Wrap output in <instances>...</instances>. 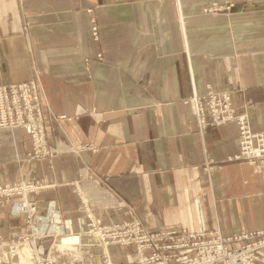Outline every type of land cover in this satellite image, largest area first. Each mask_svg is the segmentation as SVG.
I'll use <instances>...</instances> for the list:
<instances>
[{"label": "crops", "instance_id": "0c3cea01", "mask_svg": "<svg viewBox=\"0 0 264 264\" xmlns=\"http://www.w3.org/2000/svg\"><path fill=\"white\" fill-rule=\"evenodd\" d=\"M208 1L0 0V83L30 79L34 59L50 109L67 117L60 126L47 121L57 151L52 162L41 158L19 168L18 177L43 182L28 196L37 202L40 231L57 232L58 222L68 231L78 222L69 182L85 165L99 180L79 184L100 222L128 217L120 196L152 229L264 228V163L227 160L238 149L235 123L200 130L191 103L183 102L210 83L230 92L253 130H264V0L205 15L198 5ZM92 16L97 41L90 36ZM72 142L97 150L78 156ZM24 144L19 130L0 129L8 159L0 164V182L17 176L11 161ZM49 203L61 214L49 215ZM0 206L2 227L15 236L21 216L8 213L10 201Z\"/></svg>", "mask_w": 264, "mask_h": 264}, {"label": "built area", "instance_id": "2783aa9c", "mask_svg": "<svg viewBox=\"0 0 264 264\" xmlns=\"http://www.w3.org/2000/svg\"><path fill=\"white\" fill-rule=\"evenodd\" d=\"M95 31L92 27L94 35ZM42 95L40 85L31 80L0 83V129L17 125L29 135L43 133L39 140L34 139L33 149L39 148L37 156L46 155L44 125L47 120H54L52 114L47 117L42 109ZM192 97L200 130L227 121L236 124L239 148L227 160H246L251 165L264 163V130L255 131L250 127L245 112L234 108L230 92L208 88ZM32 189L24 183L13 186L0 183V202H9L13 195H25ZM8 213L24 214L25 222L23 230L9 242L0 233V264H261L260 260L264 259V228L230 234L212 227L155 230L147 229L137 218L99 223L90 213L91 223L86 232L64 234V237L76 238L72 246L61 244L64 238L61 237L56 247L43 251L42 239L56 234L38 229L35 201L26 199L17 207L13 203ZM87 238L92 240L86 242ZM79 244H86L83 257L77 255ZM114 251H125L130 258L115 263L113 254L110 255ZM61 253L66 254L65 260H59ZM92 253L97 258H86Z\"/></svg>", "mask_w": 264, "mask_h": 264}, {"label": "rangeland", "instance_id": "374dc122", "mask_svg": "<svg viewBox=\"0 0 264 264\" xmlns=\"http://www.w3.org/2000/svg\"><path fill=\"white\" fill-rule=\"evenodd\" d=\"M253 2H255V1L209 0L206 3H202L200 6L198 5V7L202 9L203 14H205V15H207V14L210 15L212 13L230 14L232 12V8H234V6L237 3L238 4H245V6H248L249 3H253ZM176 3H178V0H176ZM29 27H30V20L26 16V17H24L23 28H22V33L26 37L28 36V28ZM92 27H95V29H96L95 35L92 33ZM99 35H100L99 23L97 22L96 17L92 16V17H90V36H91V38L93 40L97 41L98 38H99ZM29 50H30V48H29ZM102 58H103L102 52L96 53V55H95V59L96 60H101ZM89 60H91L89 57H86L84 59V61H89ZM30 67H31V75H32L30 77V79H22V80H19V81L31 80V81H34V82H36V83H38L40 85L41 91L43 92L42 99H43V103H44V107H42V109H43L44 112H46L45 114H46L47 117H48V115L52 114V116L54 117L53 121L55 122L56 125L60 126L61 118L62 119L67 118L66 115L65 114H55L54 112H52V110L50 109V107H49V105L47 103V99L45 97L43 87H42V85L40 83V78H39L40 73L36 69V65L34 63V59H32ZM19 81H13V82H19ZM208 88L220 91L219 89L214 88L210 83H206L205 86H204V89L202 91H197V90L192 89L191 94L187 95L184 98L183 102L191 103L192 107H194V104H193L194 102H193V100H191L193 98L192 95L193 94H202L203 91H206ZM222 91H226V90H222ZM25 120L27 121L28 119H25ZM47 121H46V125H44L45 126L44 130H47ZM4 129H7L12 134L14 133L15 129L19 130L22 133V137H24V139L26 140L27 144H24V148H22V151L20 153H19V149L17 148L18 152H17V154L14 155V159L11 161L13 163V165H14L15 172H17L16 173L17 176L14 177V178H9L8 180H5V182H3V183H7V184H9L11 186L20 185V184L24 183L25 185H29V186L33 187V189L31 191L25 193V195H16V194L13 195V197L10 199V203H11L10 204V208H11L13 203L17 207V206H19V202H23L26 199L27 200H31L32 202L35 201V205H36V213L35 214L37 215V202H36L35 199H29L28 196L29 195H36L39 192V190L43 187V182L39 181V180H36V178L31 179L29 177L26 178L25 176L18 177L19 176V168H20V165L23 162H25V161L26 162H33V161H36L37 159H41V158L47 159L48 162H52L51 158H53L56 155L57 151H56L55 148H53L51 146L49 137L47 135L45 137V141H47V143H46V155H44L45 154L44 153L43 156L42 155L41 156H37L36 154H37V152H39V148L36 149V150L33 149L34 139H38L39 140L40 136H42L43 133H42V135L40 133H36L34 135H29L28 133H26V131L24 129H22L21 127H19L17 125H15L13 127H10V128H4ZM236 131H237V127H236ZM237 138H238V148H239L238 132H237ZM83 150L96 151L97 150V146L94 143H91V142H72V143H70V152L72 154H75V155L79 156L80 152L83 151ZM40 153H42V152L40 151ZM6 158H7V153L4 154L3 149L1 148L0 149V164H2L3 162H8V159L5 161ZM232 160H235V159H232ZM244 161H246V160H244ZM85 170L86 171H85V173L83 175H81L78 178H76V179L72 180L71 182H69L70 187H71V192L75 195V198H76L77 208H78V211H79V217H78L77 221L80 222V223L75 222V224H73L71 226V229H67L68 231H66V230H62L61 229V225L59 227L60 223L58 222L57 227L59 228L60 232L59 231H57V232L56 231H51V232H55L56 236L52 235L50 237H46V238L42 239L43 240L42 241V243H43L42 245H43V249H44L43 251H45L46 249H49L50 247H52V248L56 247V244L59 243V238L64 237V234L66 232L73 231V234H75V233L83 234L84 232H86V230H88L87 228L90 226V223H91V220L89 218L90 214H91V217H94L95 221L99 222V223H112V222H120V221L121 222H123V221L126 222L128 220L133 219V218H137V219L141 220L139 215L134 214L135 207H133L132 204L129 201H126L125 199H123L120 196H119V201H120V205L122 206V212H124L128 217H126V219L124 218V219H119V220L110 221V222H100V221L96 220V218L94 216V213H93V209H92V207L90 206V203H89V198L84 193V191L82 190L79 182H80V179H91V180H95V181L98 182V180H99L98 179V173L94 169L89 167L88 165H85ZM0 175H1V172H0ZM0 183H2V182H0ZM15 198H21V200L15 199ZM2 207L0 208V233L2 234L4 240L6 242H9L11 239H13V237H15L18 234H16L15 236L9 237V238L7 237L6 232H7L8 229L5 231L4 227H2V219H4L6 217L5 214H4L5 211L2 209ZM48 208H49L48 212H52L53 211V213H49V215H54L55 216V215L61 214L60 212L58 214V210L59 209H57V211H56L55 205H53L52 203H49ZM37 217H38V215H37ZM20 219H22L21 225H19L17 222H16V224L18 226L17 228L21 227V231H22L23 228H24L23 226H24V222H25L24 221L25 220V215L22 214ZM39 220L40 219H38V221ZM38 221H37V226H38ZM142 223H143V221H142ZM143 225L147 229L148 228L152 229L151 227L147 226L145 223H143ZM12 226L13 225L9 224L7 227L12 228ZM178 227H185V226L184 225H179V226H170V227H166V228L167 229H175V228H178ZM166 228L165 227L157 228L155 230L166 229ZM212 228L219 229V227H217V226H214ZM256 229H263V228H256ZM36 230H37V228H36ZM253 230H255V229H253ZM219 231H220V229H219ZM249 231H252V230H249ZM42 232L46 233V232H50V231L43 230ZM242 232H248V231H242ZM230 233H234V231L233 232H229V233H223V234H230ZM235 233H241V232L235 231ZM90 240H92V239H90ZM90 240L87 238L86 242H89ZM84 245H86V244H79L78 245V247H77V251H78L77 255L78 256H81V257L84 256V252H85ZM63 248H65V247H63ZM58 249H59V247H58ZM110 255H112L111 256L112 260L115 263H123V262L127 261L130 258L125 253V251H116L114 253H111ZM95 257L97 258V255H94L93 253L90 255V257L88 255H86V258H89V259H94ZM59 258H60L59 259L60 261L65 260L66 254L65 253H61ZM262 258H264V256ZM80 262H82V260ZM260 263L264 264V259H261Z\"/></svg>", "mask_w": 264, "mask_h": 264}, {"label": "bare ground", "instance_id": "6f19581e", "mask_svg": "<svg viewBox=\"0 0 264 264\" xmlns=\"http://www.w3.org/2000/svg\"><path fill=\"white\" fill-rule=\"evenodd\" d=\"M73 236H76V235H73ZM81 237H78V239H80ZM76 238L75 237H64L63 239H62V241L60 242L61 244L63 243L64 245H66V246H72V243L73 242H76V240H75ZM60 241V240H59Z\"/></svg>", "mask_w": 264, "mask_h": 264}]
</instances>
